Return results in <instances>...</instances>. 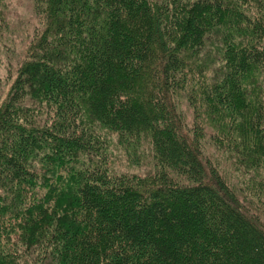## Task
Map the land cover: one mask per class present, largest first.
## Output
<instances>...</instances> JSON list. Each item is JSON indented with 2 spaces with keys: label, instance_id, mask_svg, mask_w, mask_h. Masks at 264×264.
I'll return each instance as SVG.
<instances>
[{
  "label": "trees",
  "instance_id": "16d2710c",
  "mask_svg": "<svg viewBox=\"0 0 264 264\" xmlns=\"http://www.w3.org/2000/svg\"><path fill=\"white\" fill-rule=\"evenodd\" d=\"M34 7L0 101V264H264V107L244 86L264 69V0ZM99 128L148 141L153 171L109 170Z\"/></svg>",
  "mask_w": 264,
  "mask_h": 264
},
{
  "label": "rangeland",
  "instance_id": "374dc122",
  "mask_svg": "<svg viewBox=\"0 0 264 264\" xmlns=\"http://www.w3.org/2000/svg\"><path fill=\"white\" fill-rule=\"evenodd\" d=\"M0 101L4 98L9 83L18 64L24 59L28 43L39 26V15L35 11L34 0H0ZM220 33L215 32L207 39L202 61L207 63L202 80L210 81L220 74L221 55ZM244 86L249 90L247 95L252 100L256 99L259 106L264 107V69L251 74ZM179 108L183 117L190 122L193 119V107L184 99L180 100ZM105 141V153L109 170L120 173L148 174L154 169L153 151L146 140L136 143L134 149L130 144L120 139L117 132L107 129H97ZM206 145L217 153V149L207 137ZM231 174L238 180L237 173ZM239 185V183H237Z\"/></svg>",
  "mask_w": 264,
  "mask_h": 264
}]
</instances>
